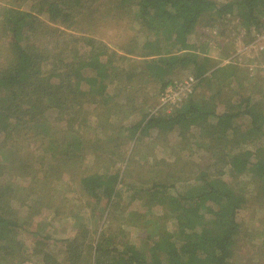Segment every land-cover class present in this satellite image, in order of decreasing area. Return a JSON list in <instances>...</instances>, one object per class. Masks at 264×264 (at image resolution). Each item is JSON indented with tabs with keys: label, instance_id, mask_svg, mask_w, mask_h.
I'll list each match as a JSON object with an SVG mask.
<instances>
[{
	"label": "trees",
	"instance_id": "1",
	"mask_svg": "<svg viewBox=\"0 0 264 264\" xmlns=\"http://www.w3.org/2000/svg\"><path fill=\"white\" fill-rule=\"evenodd\" d=\"M229 15L264 34V0L0 4V264H236L238 242L264 235L240 216L264 208V73L194 37ZM115 18L133 31L117 48L96 34ZM182 70L213 91L150 110V87L161 95ZM173 131L171 157L152 162L138 140ZM65 217L75 231L56 237Z\"/></svg>",
	"mask_w": 264,
	"mask_h": 264
},
{
	"label": "rangeland",
	"instance_id": "2",
	"mask_svg": "<svg viewBox=\"0 0 264 264\" xmlns=\"http://www.w3.org/2000/svg\"><path fill=\"white\" fill-rule=\"evenodd\" d=\"M2 3H5V0H0V4ZM118 22L119 19L116 18L111 24L109 21H107L105 23L106 26H103L96 32L100 38H103L109 42V44H112V47L114 48H117L118 43L124 44L128 38V35L133 32L131 31L128 35H126V32L128 31L127 29H130L127 19H124L119 24ZM215 22L216 23L214 24L211 22L206 24L199 23L196 26L194 37L195 39H198L199 42L205 43L207 48L206 52L211 54L215 59L222 61L223 64L227 62H235L234 64L237 63L239 66H243L244 69L247 66V68L251 69L252 73H264V49L262 50L264 47V34L256 36L257 32L255 31L253 33H248L246 28H243L241 24L238 21H235L232 16H230L229 19H219ZM62 28L64 29L65 26H62ZM81 28L84 29V25L79 24L77 25V28L64 30L67 32H78V30L82 31ZM118 49L121 50V48ZM189 77V72L185 70L177 71L176 74H174V85L167 87L166 90L159 96L153 95L156 91V87L151 86L149 94L154 98H152L150 101L153 104L150 110L156 111L159 109L169 112L173 109L185 106L186 101L189 100L193 93L196 94L197 92H202L204 90L213 91V88L207 87V85H202L200 88L194 87L193 84L197 81L193 83L191 81L188 83ZM170 88L172 90H170ZM167 90L170 92V96L168 98L166 97ZM190 132L192 133V130ZM178 138L179 136L177 135V132L173 131L164 137H157L155 139L150 138V141H148V138H145V140L140 138L138 143L140 142V144L143 146L150 145V147H152L150 149V154L152 156L153 162V158H161L165 157L166 155L171 157V151L169 149L172 147H169L168 144L175 143ZM192 139L194 143L190 144L192 151L184 150L183 152L184 154H193V159L198 162L201 151L194 142V138ZM182 146L186 147V145ZM134 158H137V163H144L143 160L139 159V156L135 155ZM27 180H30V178ZM71 188L77 189L78 185L75 184ZM71 193H75L76 196H79L78 191H71ZM124 196H126V192ZM127 208H140L143 211L147 210L146 206L142 207L138 200L130 203L129 207L127 206ZM251 210H255V216L250 218V211L248 209H243L240 215L241 220L244 222L243 225L247 226V228L256 229L254 228L255 223L257 227L261 226L260 222H264V208L259 207V209L255 208ZM115 224L121 223L116 222ZM49 227L50 231H52L54 235L59 238L72 235L75 231L74 223L71 217L53 219ZM130 230L132 232L133 240L139 242L143 235L142 229L137 226H132ZM263 236L257 235V237H255L253 240H244L249 238V236H246L238 242L235 248L236 253L234 258L236 264H264ZM27 242L29 243L30 241ZM32 245L33 242L30 244V246ZM253 256L254 260L250 261V257ZM28 264H37V261L34 258L29 260Z\"/></svg>",
	"mask_w": 264,
	"mask_h": 264
},
{
	"label": "built area",
	"instance_id": "3",
	"mask_svg": "<svg viewBox=\"0 0 264 264\" xmlns=\"http://www.w3.org/2000/svg\"><path fill=\"white\" fill-rule=\"evenodd\" d=\"M263 49H264V47H263ZM191 81H192V83L196 81V79H195L194 76H190V77H189V81H188V83H190ZM170 90H172V89L170 88ZM169 96H170V92L167 90L166 97L168 98Z\"/></svg>",
	"mask_w": 264,
	"mask_h": 264
},
{
	"label": "clouds",
	"instance_id": "4",
	"mask_svg": "<svg viewBox=\"0 0 264 264\" xmlns=\"http://www.w3.org/2000/svg\"><path fill=\"white\" fill-rule=\"evenodd\" d=\"M190 76H193V75H190ZM194 77H195V76H194ZM195 79H196V78H195ZM196 81H197V79H196ZM193 85H194V87H196V83H194Z\"/></svg>",
	"mask_w": 264,
	"mask_h": 264
}]
</instances>
